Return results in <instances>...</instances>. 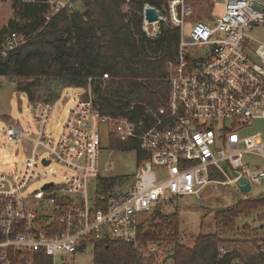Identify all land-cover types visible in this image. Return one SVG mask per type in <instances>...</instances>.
Wrapping results in <instances>:
<instances>
[{
    "label": "built area",
    "instance_id": "2783aa9c",
    "mask_svg": "<svg viewBox=\"0 0 264 264\" xmlns=\"http://www.w3.org/2000/svg\"><path fill=\"white\" fill-rule=\"evenodd\" d=\"M19 1L47 5L45 24L82 3ZM206 6V18L193 21L188 20L189 0L143 7L142 30L148 37L159 36L161 22L180 32L177 54L168 63L169 96L163 106L133 103L130 118L99 116L92 91L76 88L78 98L57 137L47 133L52 102H29L38 132L8 125L4 133L21 144L25 160L19 173L0 172V264L18 256L32 264L31 256L39 252L52 264H72L76 252L105 239L132 244L145 264H173L172 249L140 238V223L149 212L180 197L201 198L209 186L236 185L242 177L252 186L264 184V170L244 163L246 154L264 155V142L257 141L259 133L243 135L251 122L264 119V41L249 34L264 25V0H207ZM148 7L157 9L159 21L146 20ZM25 42L13 34L0 55ZM101 125L109 148L113 131L119 141L137 143L143 156L139 160L137 151L129 150L136 163L134 183L121 192L107 182L113 165L101 161ZM54 164L68 173L60 183L44 171ZM237 249L222 245L218 260L264 264V240Z\"/></svg>",
    "mask_w": 264,
    "mask_h": 264
},
{
    "label": "trees",
    "instance_id": "16d2710c",
    "mask_svg": "<svg viewBox=\"0 0 264 264\" xmlns=\"http://www.w3.org/2000/svg\"><path fill=\"white\" fill-rule=\"evenodd\" d=\"M80 1L83 11H62L45 24L47 5L14 0L15 18L0 30V51L13 34L26 42L0 55V76L10 78L31 102L54 103L68 87L91 86L99 116L130 118L133 103L163 106L169 96L168 63L177 54L180 32L161 22L159 36L148 37L142 30V10L146 3L160 7L166 0H130L128 10L123 9L126 0ZM103 74L109 78L103 79ZM110 148L135 149L139 160L143 159L137 143L119 141L113 131ZM263 206L264 196H260L218 208L217 227L231 229L239 215ZM164 207L157 206L142 219L143 241L172 244L173 264H223L218 249L227 240L218 231L201 234L192 247L185 246L177 212L164 215ZM95 249L94 264H144L133 245L120 240H100ZM26 258L12 257L11 264H27ZM31 258L32 264H52L43 252Z\"/></svg>",
    "mask_w": 264,
    "mask_h": 264
},
{
    "label": "rangeland",
    "instance_id": "374dc122",
    "mask_svg": "<svg viewBox=\"0 0 264 264\" xmlns=\"http://www.w3.org/2000/svg\"><path fill=\"white\" fill-rule=\"evenodd\" d=\"M189 3L192 6L193 14L188 20L206 18V10H209V8L205 9L207 0H189ZM128 8V3H125L123 9L128 10ZM75 9H78L76 11H83V4L78 3ZM221 11L222 7L218 5L216 12L220 13ZM12 18H15L12 3L7 0H0V30ZM249 34L256 39L264 41V25L254 27L249 31ZM103 87H105L104 83ZM84 89L92 91V88L89 87ZM79 92L80 89L68 87L62 91L60 98L53 103L54 110L47 126V133L51 138H55L60 134L62 124L67 118V110L75 104ZM92 95L95 97L94 93ZM29 102L31 101H29L27 94L17 91L10 78L0 76V172H5L9 175H13L10 172L19 173L25 160L21 144L17 141L10 142L8 136L4 133L8 125L19 124L23 129H28L32 133L38 132L37 125L33 123ZM100 129L104 146L101 153V161L103 163L109 162L113 165L107 182L114 192L124 191L125 188L134 183L136 170L134 154L131 151L118 152L111 150L108 145L107 132L103 125H101ZM256 133H259L257 141L263 143L264 119L254 120L243 130V135L247 136ZM244 163L247 167L264 170V155L263 153L246 154ZM44 171L46 176L56 183L62 182L64 175L68 174L65 172L66 170L56 164ZM219 178L228 179L223 175L219 176ZM36 187H40V183H37ZM260 196H264V184L253 185L248 193L241 192L234 184L218 188L209 186L204 190L201 198L191 195L180 197L174 204L164 207L162 212L164 215L177 212L180 223V237L185 246L192 247L195 239L201 234L218 231L219 235L227 240L224 244L234 250L236 249L238 252L239 249L237 248H254L256 242H253V240L257 241L264 237V206L247 214L239 215L236 219L235 227L231 229H223L221 226L217 227L215 212L218 208L232 205L241 199L260 198ZM170 245L172 244L165 243L167 248H170ZM95 252V245L94 247L93 245H88L76 252L72 256L71 262L72 264H94L93 256Z\"/></svg>",
    "mask_w": 264,
    "mask_h": 264
},
{
    "label": "water",
    "instance_id": "95a60500",
    "mask_svg": "<svg viewBox=\"0 0 264 264\" xmlns=\"http://www.w3.org/2000/svg\"><path fill=\"white\" fill-rule=\"evenodd\" d=\"M145 17L149 23L159 21V13L155 7H148L145 10ZM237 175V173H235ZM237 188L243 192L248 193L252 189L250 181L244 177L240 178L236 183Z\"/></svg>",
    "mask_w": 264,
    "mask_h": 264
}]
</instances>
